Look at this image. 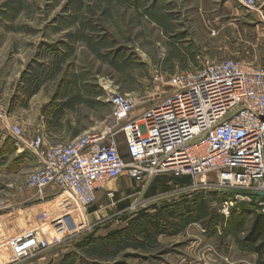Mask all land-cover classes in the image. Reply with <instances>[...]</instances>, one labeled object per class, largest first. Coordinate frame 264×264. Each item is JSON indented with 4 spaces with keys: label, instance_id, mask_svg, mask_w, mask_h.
Instances as JSON below:
<instances>
[{
    "label": "rangeland",
    "instance_id": "1",
    "mask_svg": "<svg viewBox=\"0 0 264 264\" xmlns=\"http://www.w3.org/2000/svg\"><path fill=\"white\" fill-rule=\"evenodd\" d=\"M226 58L264 65V0L251 11L235 0H0V149L5 138L13 139V125L22 127L24 139L41 134L46 146L111 126L112 97L130 96L135 115L172 91L174 73ZM47 68L51 76L28 97L29 82ZM21 152L19 162L0 155V264L35 261H17L8 244L28 230L58 240L48 252L59 255L57 264L64 247L74 264H264L246 249L257 198L244 177L231 184L208 172L180 186L178 177L162 175L147 196L155 179L140 186L122 176L113 182V196L100 191L87 208L49 185L22 207L14 194L38 190L27 182L38 163L32 152ZM192 193L203 196L208 217L175 221L182 227L177 234L144 240L143 249L78 247L90 234L125 228L142 209L153 212ZM242 211L246 217L237 216Z\"/></svg>",
    "mask_w": 264,
    "mask_h": 264
},
{
    "label": "built area",
    "instance_id": "2",
    "mask_svg": "<svg viewBox=\"0 0 264 264\" xmlns=\"http://www.w3.org/2000/svg\"><path fill=\"white\" fill-rule=\"evenodd\" d=\"M235 1L248 11L257 7V0ZM168 84L169 94L135 115L130 96L112 97L114 124L69 142L46 146L41 134L24 139L22 127L11 126L17 150L37 159L28 185L38 194L56 185L87 208L100 191L113 196L106 184L122 176L141 186L162 175L195 181L215 172L222 182L234 184L243 177L252 182L256 212L264 215V65L205 59L174 73ZM57 241H49L42 230H28L8 244L22 261L42 255Z\"/></svg>",
    "mask_w": 264,
    "mask_h": 264
},
{
    "label": "trees",
    "instance_id": "3",
    "mask_svg": "<svg viewBox=\"0 0 264 264\" xmlns=\"http://www.w3.org/2000/svg\"><path fill=\"white\" fill-rule=\"evenodd\" d=\"M48 72L43 77H37L31 80L32 88L27 91V96L34 94L41 82L51 76L52 69L47 68ZM48 73V74H47ZM6 144L9 147H6ZM16 149L15 141L12 138H6L4 146L0 149V155L10 154ZM180 186L191 185L194 179L190 176H181L173 179ZM158 178L152 184V190L147 192V196L156 193ZM166 189V188H165ZM164 189V190H165ZM190 198H183L180 201L164 204L161 207H151L153 212L142 209L138 214L128 220L125 228L112 230L106 236L94 237L92 234L86 236L78 247L102 249V251L112 250L113 252L121 251L129 247L134 249L145 248L144 240L156 242L158 236L163 234H177L181 226L175 221L182 219L184 225L202 221L208 217V207L203 196L192 193ZM236 211V210H235ZM234 213V212H233ZM245 211L237 213L239 217H246ZM246 249L257 254L259 259L264 261V215L255 211L253 224L245 237ZM89 249L88 251L92 250ZM76 257L72 254H66L60 264H74ZM80 263L83 262L79 259Z\"/></svg>",
    "mask_w": 264,
    "mask_h": 264
},
{
    "label": "crops",
    "instance_id": "4",
    "mask_svg": "<svg viewBox=\"0 0 264 264\" xmlns=\"http://www.w3.org/2000/svg\"><path fill=\"white\" fill-rule=\"evenodd\" d=\"M216 1V3H223V4H226L228 2H231V0H214ZM43 119V118H41ZM6 140V138H5ZM5 143V141H4ZM4 143L2 144V147L4 146ZM22 153L21 151H18L17 148L15 149L14 152L10 153L11 155H14V160L18 161L19 162V159L21 158L22 156ZM15 161V162H16ZM38 194V190H34V189H31V190H27L25 192H22V193H17L15 192L14 194V199L13 201L16 203L15 206H21L24 207V204L28 203L30 201H32V203H34L35 201V196ZM38 206H34L32 207L33 209L36 208ZM69 251L68 247L65 248L64 247V251L61 252L62 254H67V252ZM49 250L47 251V253H44L38 257H35V261H32L31 264H57V256H59L57 253L55 252H50L48 253ZM59 257H58V261H59Z\"/></svg>",
    "mask_w": 264,
    "mask_h": 264
},
{
    "label": "bare ground",
    "instance_id": "5",
    "mask_svg": "<svg viewBox=\"0 0 264 264\" xmlns=\"http://www.w3.org/2000/svg\"><path fill=\"white\" fill-rule=\"evenodd\" d=\"M112 186H113V182H110V183L106 184V187H107V188H110V189H111ZM40 255H41V254H40ZM40 255H38V256H40Z\"/></svg>",
    "mask_w": 264,
    "mask_h": 264
}]
</instances>
